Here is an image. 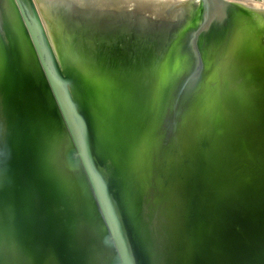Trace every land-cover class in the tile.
<instances>
[{
	"label": "water",
	"instance_id": "water-1",
	"mask_svg": "<svg viewBox=\"0 0 264 264\" xmlns=\"http://www.w3.org/2000/svg\"><path fill=\"white\" fill-rule=\"evenodd\" d=\"M23 44L64 129L53 139L51 160L66 174L63 181L53 169L54 189L68 204H60L54 221L38 211L50 201L43 187L37 207L29 184L38 154L29 142L11 150L0 123V206L15 231L0 219V264H67L50 244L64 226L85 236L69 264H211L229 246V264H261L264 1L0 0L1 58L7 46ZM15 65L9 88L5 82L14 98ZM122 75L147 77L150 86L175 93L162 125L165 133L171 129L163 133V151L178 179L172 187H163L166 179L126 184L135 176L126 157L101 115L93 125L86 112L87 89L97 85L91 76ZM38 141L47 151L46 135ZM92 206L100 241L98 234L88 237L84 224Z\"/></svg>",
	"mask_w": 264,
	"mask_h": 264
},
{
	"label": "rangeland",
	"instance_id": "rangeland-1",
	"mask_svg": "<svg viewBox=\"0 0 264 264\" xmlns=\"http://www.w3.org/2000/svg\"><path fill=\"white\" fill-rule=\"evenodd\" d=\"M16 50L18 54L13 57L12 53L14 51L16 52ZM6 54L8 57L6 65L4 64L3 66L1 63L2 66L0 67V96L2 98L0 106L4 109L9 105V108H7L5 116L3 114L0 115L1 135H3L5 140H8L11 150H19L23 144L22 142H25L26 145L29 142L30 147L37 152L38 155L35 156L36 164L34 166V175H31V179L27 177V181L30 179L29 184L35 190V205L37 207L41 198L45 195L42 188L44 187L47 195L49 193L50 201L47 204V208L44 210L39 208L38 211L43 213L46 220L54 221L61 214L63 206L60 204H68L64 201L65 196L61 193L62 191L60 189H54V186L56 188L57 181L56 172L60 177L62 176L63 181L64 178L67 180L66 174L61 170L62 167H57L51 160L53 154V139L57 135L63 137L65 135L63 132L64 129L61 124L55 123L56 111L50 103L52 99L46 92V85L41 80L37 67L30 62L26 52L24 53L19 46L15 49L11 45L7 46ZM15 61L16 65L14 64ZM14 65L15 67L17 66V72L13 79L14 92H19L16 98L11 97V90L8 95L5 90L6 81L8 82V88L10 87L11 74L8 69H12ZM5 66L7 70H5ZM90 79L96 81L97 85L93 89H87V109L89 111L86 112L89 114L93 125H96L95 117L101 115L108 126V135H111L110 138L116 144V151L120 149V152H123L126 157L130 169H132L130 172L135 176L130 175L124 182L134 186L135 183L146 178L145 182L147 179L150 181L166 179L163 186L165 188L172 187L173 183L178 184L176 183L178 179L175 176V170L172 174L169 168L170 160L166 157L169 152L168 150L166 152L163 151L166 144L164 142L166 139L165 134H168L171 129L169 125L165 127L166 133L162 129L165 121L166 107L168 103L170 104L171 101L175 100V93L173 91L168 93L164 92V90L159 91L155 86H150L149 78L147 77L122 75L119 77L108 76L102 79H95V77L91 76ZM158 79L160 80L161 78L156 79L159 82ZM91 108H97L98 110L94 112ZM39 115L42 119L41 122ZM213 122L214 119L212 120ZM174 123L176 128H178V123L175 121ZM41 127H43V130ZM41 130L42 136L39 135ZM45 135L48 139L47 151L42 147L38 149V140L40 138L42 139ZM110 149L109 147L105 148L106 152L110 151ZM105 150L103 149V152ZM172 152L174 153L175 151ZM109 154L114 156V153H111V151ZM105 156L107 158V155ZM148 157L149 161L147 162ZM115 158L117 160L119 159L117 156ZM134 160L135 162H133ZM157 160L160 162L159 170H157ZM120 164L123 166L122 163ZM60 188L62 189L61 186ZM57 197L62 199L63 202L59 201L60 203H57ZM22 204L23 201L19 198V211L21 213ZM1 209H3L2 206H0V219L14 233L15 231L12 228L13 222L4 213V210ZM91 210L92 216H89L86 222H84L87 233H89L88 237L98 234L97 231L102 229L101 221L95 216L93 206ZM58 232L55 235L53 234L50 244L53 250L58 251L56 255L58 259L65 261L67 264L72 263V259L75 260L76 258V251L78 249L82 250L81 244L85 243L83 241L85 236L79 237L77 231L74 232L72 228L69 231L67 226H64L60 234ZM42 235L43 233L39 231V236L42 237ZM102 237L103 234L101 237L98 234L96 238L100 241L103 240ZM257 240L259 251L262 252L264 249V237L258 238L256 235ZM231 248L232 246H229L225 248V252L217 255L216 262L213 261V258H210L211 264H229L230 262L228 260L231 259L232 253L234 252ZM239 252L244 255L243 251ZM237 255L238 252L234 253L233 257ZM84 263L88 264L87 261ZM92 263L98 264L97 259L92 260ZM49 264H56V261L53 262L50 259Z\"/></svg>",
	"mask_w": 264,
	"mask_h": 264
},
{
	"label": "bare ground",
	"instance_id": "bare-ground-1",
	"mask_svg": "<svg viewBox=\"0 0 264 264\" xmlns=\"http://www.w3.org/2000/svg\"><path fill=\"white\" fill-rule=\"evenodd\" d=\"M50 26V25H49ZM52 27H54V25H51ZM51 26L49 27V30H50V32H51ZM58 26V25H57ZM57 34L58 33H55L54 32V28H53V36H52V34H51V36L53 37V38H55V37H57ZM60 39H62L63 41H66L65 40V37L63 36V38L62 37H60ZM59 40H57L56 42H58ZM63 41H61V43H63ZM22 43V42H21ZM23 46H24V49H22L23 50V52L25 53H27V54H29L30 55V52L28 51L29 49H26V46L23 44ZM1 47V46H0ZM21 48H22V46H21ZM4 54H6L5 52H4ZM28 56V55H27ZM29 58V57H28ZM0 60H1V62L3 63V64H5L6 65V62H7V60H8V57H7V54L5 55V58H1V56H0ZM1 64V63H0ZM2 66V64L0 65V67ZM2 70H4V69H2ZM5 72V71H4ZM4 74V73H3ZM261 264H264V256L262 257V261H261Z\"/></svg>",
	"mask_w": 264,
	"mask_h": 264
}]
</instances>
